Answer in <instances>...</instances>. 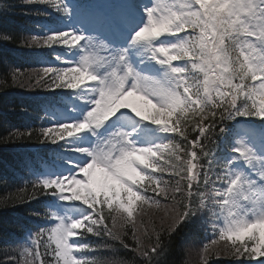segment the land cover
<instances>
[{
	"label": "snow or ice",
	"instance_id": "snow-or-ice-1",
	"mask_svg": "<svg viewBox=\"0 0 264 264\" xmlns=\"http://www.w3.org/2000/svg\"><path fill=\"white\" fill-rule=\"evenodd\" d=\"M28 2L74 16L66 0ZM116 19L115 39L72 27L24 41L65 49L55 58L67 66H46L28 84L62 106L65 118L53 111L40 137L62 149L63 171H41L19 189L20 202L47 198L46 211L32 213L45 224L18 247L19 260L5 253L0 264H117L100 254L117 242L152 264L162 234L198 212L213 237L202 264L221 255L218 245L239 264H264V0H127ZM162 201L178 206L165 210L168 228L153 222L150 233L141 219L138 229L136 216ZM87 234L102 243L73 239Z\"/></svg>",
	"mask_w": 264,
	"mask_h": 264
},
{
	"label": "trees",
	"instance_id": "trees-1",
	"mask_svg": "<svg viewBox=\"0 0 264 264\" xmlns=\"http://www.w3.org/2000/svg\"><path fill=\"white\" fill-rule=\"evenodd\" d=\"M23 1L24 0H0V28H2V31L6 30L12 33V45L23 42V29L28 28L27 25H24V21L26 20V17H31L26 16L25 13L28 12L29 9H34V6L29 7L28 5H22ZM35 5L41 7L39 4ZM25 8L26 11H24ZM28 20L35 21L33 18H29ZM2 51L3 50L0 49V93L11 90L12 86L16 83L12 78L15 70L2 63V61H4V54L1 53ZM19 79L18 76L17 81H19ZM5 102V99L0 98V144L8 142V139L12 138V136L10 137V133H13L10 129L12 124L6 116L7 113L3 107L5 106ZM4 189L5 187L0 183V205H2V203L8 204L12 200L18 201V194L16 192H10L7 194ZM168 226L169 224L165 225L155 222V227L157 229H167ZM151 229L152 225L148 228L150 233ZM185 232V229L179 227L175 232L173 231L171 235L162 234L161 241L163 251L152 261V264H188V248L184 241L185 238H183V233ZM192 233L193 232L189 230L186 232V235H192ZM128 240L131 242L129 238ZM149 243H154V241H148L146 244ZM143 259L132 258L131 262L134 264H137V262H140V264H146Z\"/></svg>",
	"mask_w": 264,
	"mask_h": 264
},
{
	"label": "rangeland",
	"instance_id": "rangeland-1",
	"mask_svg": "<svg viewBox=\"0 0 264 264\" xmlns=\"http://www.w3.org/2000/svg\"><path fill=\"white\" fill-rule=\"evenodd\" d=\"M86 0H84V2H85ZM71 4V3H70ZM77 22H81V23H83V21L82 20H80L79 18H78V20H77ZM100 23H101V25L103 24V26H106L105 25V22H101V21H99ZM65 30H67L66 28H64ZM68 62L69 63H71V59H68ZM63 66H67V64H65V65H61L60 67H63ZM151 227V226H150Z\"/></svg>",
	"mask_w": 264,
	"mask_h": 264
},
{
	"label": "bare ground",
	"instance_id": "bare-ground-1",
	"mask_svg": "<svg viewBox=\"0 0 264 264\" xmlns=\"http://www.w3.org/2000/svg\"><path fill=\"white\" fill-rule=\"evenodd\" d=\"M15 196V195H14ZM12 197V196H11Z\"/></svg>",
	"mask_w": 264,
	"mask_h": 264
}]
</instances>
